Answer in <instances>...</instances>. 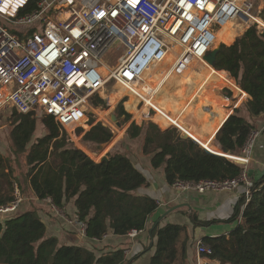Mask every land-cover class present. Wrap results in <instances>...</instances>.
I'll return each instance as SVG.
<instances>
[{"label": "trees", "instance_id": "16d2710c", "mask_svg": "<svg viewBox=\"0 0 264 264\" xmlns=\"http://www.w3.org/2000/svg\"><path fill=\"white\" fill-rule=\"evenodd\" d=\"M38 1L31 0L27 11L34 10ZM260 18L264 21V8ZM257 25L254 23L240 36L229 30L237 38L227 31L217 54L215 69L209 64L204 65V68L210 69L208 75L214 86L236 88V82L249 94L250 98L231 114L219 108L218 98L212 96L211 91H206L201 94L197 108L189 102L190 114L184 120L171 122L170 119L178 117L157 115L154 119L156 123L150 121L139 125L133 121L129 124L126 131L128 137L141 141V151L150 157L154 168H165L168 184L173 185L180 180L235 178L242 172L243 166L227 156L242 155L245 142L255 127L253 117L264 114V30L260 31ZM216 70L227 71L235 82L227 72ZM148 77L152 78L150 74ZM196 77H174L175 83L178 82L175 97L168 93L167 88L157 92L159 84L152 87L147 83L153 92L146 99L149 100L157 92L152 104L165 103L168 110L172 99L182 98ZM161 94L164 96L159 97ZM131 96L126 102L127 109L139 113L140 100L133 94ZM93 103H107V99L97 96ZM206 103L216 110L205 108ZM118 116H124L117 119L119 124L131 118L123 102L119 105ZM37 117L41 118L46 134L33 141L38 130ZM9 119L12 128L9 149L15 157L13 159L0 151V171L7 169L0 172V207L14 200L16 184L22 202L33 197L50 199L53 205L64 209L73 199L76 210L71 218L77 216L87 224L86 236L90 239L100 240L111 231L125 235L131 230L146 227L148 217L158 203L149 196L134 194L148 184V179L134 164L132 153L122 152L118 149L121 147L115 145L107 158L98 162L83 149L72 146L68 134L51 116L20 113L12 108ZM193 119L202 122L201 129L205 134L216 135L215 144L223 151L209 144L208 136L197 129ZM112 137L111 128L98 122L85 132L83 140L87 144H99L110 141ZM225 150L228 154L224 153ZM18 156H24L28 166L24 176L22 171H18V175L14 171ZM252 192L247 204L245 196L241 199L239 211L242 209V223L228 235L202 240L212 249L210 258L223 264H264V177L254 179ZM39 210L33 205L19 215L18 212L8 214L6 220L0 222V264H126L123 249L110 250L98 257L84 245L61 243L55 235H47V226ZM54 211L51 216L59 221L58 213ZM61 220L71 226L63 218ZM180 230L177 226L160 230V250L153 264H157L163 251L177 240ZM52 257L54 261L50 262Z\"/></svg>", "mask_w": 264, "mask_h": 264}, {"label": "built area", "instance_id": "2783aa9c", "mask_svg": "<svg viewBox=\"0 0 264 264\" xmlns=\"http://www.w3.org/2000/svg\"><path fill=\"white\" fill-rule=\"evenodd\" d=\"M30 1L0 0V112L11 107L51 116L65 129L85 126L90 100L107 81L135 85L151 95L146 81L151 72L182 76L194 64H208L204 57L225 23H259L252 14L253 0H39L27 11ZM115 48L121 51L119 62L109 68ZM259 135L254 128L242 155L228 156L243 166L239 176L180 180L174 187L206 193L244 186L247 204L254 186L250 161ZM21 202L15 184L14 200L1 206L0 213H15ZM52 208L86 235V223ZM197 252L198 264H214L211 247L198 241Z\"/></svg>", "mask_w": 264, "mask_h": 264}, {"label": "crops", "instance_id": "0c3cea01", "mask_svg": "<svg viewBox=\"0 0 264 264\" xmlns=\"http://www.w3.org/2000/svg\"><path fill=\"white\" fill-rule=\"evenodd\" d=\"M202 69L203 67L201 68L200 66L198 72H201ZM216 71L227 72L225 70ZM227 74L229 73L227 72ZM229 76L231 77L230 74ZM231 78L234 80L233 77ZM168 85H166L168 86L166 90H169L168 93L175 97L174 94L178 88V82L173 83V78H171V82ZM235 85L236 88L232 86L211 85L210 90H207L212 92V96L218 98L219 108H222L224 111H230V114L243 101L250 98L249 94L240 89L236 82ZM227 90L230 91V94ZM155 94L152 97L153 101ZM190 105L191 103L189 102H185L182 106H176L174 102H172V105H168L169 107L166 112L168 111L169 117H178L169 121L187 118ZM205 108L210 111L216 110L209 103L205 104ZM180 111L181 113H179ZM253 118L254 128L259 131L260 135L251 156L250 168L259 174L264 171V114ZM193 120L197 124V129H200L203 135L208 136L209 144L220 149L215 144L216 135L213 133L205 134V131L201 129L202 122L199 119ZM162 128L164 129V127ZM126 136L125 140L119 141L120 143L117 141L116 146L121 147L118 149L122 152L132 153L134 164L148 179V184L137 189L134 194L137 196H149L154 198L158 203L156 210L148 217L146 227L138 230L135 236H131L129 233L118 235L111 231L100 240L90 239L81 233L78 226L65 225V222L61 220L62 217L55 211L60 220L54 219L51 216L54 209L50 200H39L34 197L31 200L24 199L17 214L19 215L25 210L32 208L33 205L37 206L40 209L39 213L46 223L47 235H55L61 243L84 245L92 249L98 257L110 250L123 249L126 264H153V259L160 250L158 248L160 234H162L160 230L169 228L170 226H177L181 228L177 240H175L169 249L163 251L159 256V261L157 260V264H198L201 259L197 252L198 241L209 237L228 235L231 230L242 223V209L239 211V206L244 196L245 187L240 186L233 191H210L206 193L178 189L174 185L168 184L164 167L154 168L152 166L150 157L144 155L141 151V141L140 143H136L131 141L132 139L128 137L127 133ZM129 146H131L130 149L128 148ZM263 177L264 174H261L257 179H254L258 180ZM75 210L73 199L66 204L64 209H60L61 212L70 217L75 214ZM7 215L0 213V222H4ZM212 261L214 264H223L217 259H212Z\"/></svg>", "mask_w": 264, "mask_h": 264}, {"label": "rangeland", "instance_id": "374dc122", "mask_svg": "<svg viewBox=\"0 0 264 264\" xmlns=\"http://www.w3.org/2000/svg\"><path fill=\"white\" fill-rule=\"evenodd\" d=\"M253 3H254V7H253L252 14L255 17H257L258 19H261L260 18V12L264 8V0H253ZM232 21H234V23L236 24L235 28H236L237 32L239 33L238 36L242 35L247 30V28H249L254 23L258 24L257 26H258V29L260 31L264 30L263 25H261L262 22L258 23L255 21V22H250V23L246 24V23H243L240 19H233ZM222 28H223V26H222ZM227 31L228 30H226L225 32L223 31L224 33L220 36L218 34L217 40L214 43L212 49L217 48L220 44L223 43L222 41L225 39V37L227 35V34L225 35V33ZM232 31H229V32H232ZM240 31H241V33H240ZM233 32L235 34H237L235 31H233ZM234 33H233V35L237 38L238 36H236ZM223 36H224V38H223ZM117 50H122V49L119 47ZM117 50L115 48V50L109 54V58H108L109 61L107 63L109 68H115L118 65V62H119V60H118L119 54L118 53H120L121 51H117ZM171 59L172 58H170V61H171ZM104 60L106 61V59H104ZM168 63H170V62H168ZM202 67H203L202 71L198 72L199 64L198 63L194 64L181 76L183 78V77H187L189 75H194V76L199 75L198 76L199 79L196 77L192 82H190V88L188 89V91L184 95H182L183 99L179 98V97L173 98L171 103H170L171 105H172V102H174V104L176 106H182L185 104V102H193L194 107L197 108L198 102L201 101L200 100L201 94L202 93L204 94L205 91L210 90L211 85L214 86L213 85L214 83L212 84V82H214V81L208 75L210 73V71H209L210 69L208 67L204 68V65H201V68ZM164 70H166V67L164 68ZM156 73H157V75H159V74L161 75L160 71H157ZM164 73H166V72H164ZM150 75L152 77L154 74L151 72ZM176 76H180V75H176L175 72H172L171 78H174ZM207 78H208V81H206ZM149 79H151V78L148 77L147 80H149ZM201 79L202 80L204 79V81H202ZM173 83H175L174 79H173ZM206 83H208V84H206ZM166 85H168V84L161 81L158 85L160 88L157 90V92L164 89V88H168L169 85L168 86H166ZM128 87L129 86H127L126 87L127 89H125L122 85H120L119 83H117L116 81H114L112 79L107 81V83L105 84L104 88L100 91V93L96 94L92 98V100H90L88 122H86L85 126H79V127H75V128H68V129L64 128L65 132L69 136L68 141L70 142V144L72 146H76V147L83 149L95 161L99 162L100 159L104 155H107L110 151L113 150L115 145H117V141L119 142V141L126 139L127 128L129 126V124L132 123L133 121H135L139 125H143L144 122H150V121H153L154 123H156L154 121V119L156 118L157 115H160V116L164 115L167 118H169L170 115H169L168 111L166 112L167 109L164 106L165 103L154 105L156 110L154 108H152L149 111L150 112L149 115H147L144 112L147 109V107L144 106V103H141L138 106L139 113L130 112L126 106V102L129 101L132 97L131 93L126 91L129 89ZM225 87H227V86H225ZM168 92H169V90H168ZM97 96L106 98L107 103H100L98 105H95L93 103V101L95 100V98ZM163 96H164V94H161L159 97H163ZM147 101L152 104L153 103L152 97ZM122 102H123L124 109L126 111H128V113H131V118L126 123L119 124L117 119H123L124 118V116H118L119 105ZM149 103H147V105ZM179 103H181V104H179ZM11 114H12V108L11 107H6L5 109H3L0 112V151L3 152L4 155H8L14 159L15 155H13V153L10 152V149H9V145H10L9 133H10V130L12 129L10 119H9L11 117ZM105 114L108 117L107 119L101 117V115L104 116ZM189 114H190V111L188 109V116H189ZM37 119H38L37 120L38 121V128L37 129L38 130L36 131V133L33 137V141H35L38 137H41V136L46 134V130L43 128L42 123H41V118L37 117ZM98 122H102L103 125L110 127L111 131L113 132L112 139L110 141L104 143V147L102 149H97L95 147L97 144H87L83 140V136H84L85 132L88 131L91 128V126L97 124ZM158 125L160 126V124H158ZM175 126L177 127V125H171V127H175ZM171 127H169V128H171ZM122 137H124V138H122ZM131 141H134L136 143H140V140H131ZM134 142H132V143H134ZM220 150H222V149H220ZM239 156H241V155H239ZM27 170H28V166L26 164L25 157L24 156H18L17 160L14 162L15 173L18 175V171H22L21 175L24 176V174ZM6 171H7V169H2L0 172H6Z\"/></svg>", "mask_w": 264, "mask_h": 264}, {"label": "bare ground", "instance_id": "6f19581e", "mask_svg": "<svg viewBox=\"0 0 264 264\" xmlns=\"http://www.w3.org/2000/svg\"><path fill=\"white\" fill-rule=\"evenodd\" d=\"M258 21L259 22H261L259 19H258ZM235 23H234V21H228L226 24H224L223 25V28L222 29H220L219 31H218V34H219V36L220 35H222L226 30H233V31H235L237 34H239L238 32H237V30H236V28H235ZM241 25V24H240ZM239 25V26H240ZM261 25H263L264 26V23H262ZM242 26V25H241ZM240 26V27H241ZM238 27V26H237ZM243 28V27H242ZM224 31V32H223ZM240 33H241V31H240ZM218 34H217V36H218ZM169 67V66H168ZM157 71H153L152 73L154 74L153 76H152V78L151 79H149V80H147V82L149 83V85L150 86H152L153 87V85H158L161 81H163L164 83H166V84H169L170 82H171V77H172V72L170 73V71L168 72V74H169V78L167 79V77H168V74L167 73H161V75L159 74V75H157V73H156ZM157 81V82H156ZM124 87V86H123ZM129 89L128 90H126L127 92H130L131 94H133L135 97H137L139 100H140V103L141 102H143L144 103V106L145 107H147V109L144 111L147 115H149L150 114V110L152 109V108H155L154 107V105L153 104H151V103H149L148 101H147V99H146V96L148 95L146 92H145V90L144 89H141V87H137V86H135V85H129ZM125 89H127L126 87H124ZM135 89H137V90H135ZM136 92L141 96H139L138 94H136ZM140 98H139V97ZM143 101H142V100ZM139 103V104H140ZM147 103H149L148 105H147ZM155 110H156V108H155ZM102 117H104L105 119H107L108 117H107V115L105 114L104 116L103 115H101Z\"/></svg>", "mask_w": 264, "mask_h": 264}, {"label": "water", "instance_id": "95a60500", "mask_svg": "<svg viewBox=\"0 0 264 264\" xmlns=\"http://www.w3.org/2000/svg\"><path fill=\"white\" fill-rule=\"evenodd\" d=\"M220 47H221V44L215 48V49H211L204 57L205 61L211 65L214 69H215V65H216V59H217V54L220 50ZM188 136V135H186ZM97 149H102L104 147V143H99L95 146ZM224 153H227V151L225 150ZM228 154V153H227ZM222 156H225V155H222ZM107 156L104 155L100 161L106 159ZM261 174H264V171H262V173H257V171H254L253 169H249V175H251L253 178L257 179L259 176H261ZM173 209V208H172ZM171 209V210H172ZM170 211V210H169ZM168 212V211H167ZM54 261V258L52 257L50 262H53Z\"/></svg>", "mask_w": 264, "mask_h": 264}, {"label": "clouds", "instance_id": "9594fccd", "mask_svg": "<svg viewBox=\"0 0 264 264\" xmlns=\"http://www.w3.org/2000/svg\"><path fill=\"white\" fill-rule=\"evenodd\" d=\"M62 127V126H61ZM63 128V127H62ZM64 129V128H63ZM230 155V154H229ZM228 157V156H227ZM23 200V199H22ZM47 200H49V199H47ZM18 211V210H17ZM17 211H15V212H17ZM10 214H12V213H10Z\"/></svg>", "mask_w": 264, "mask_h": 264}]
</instances>
